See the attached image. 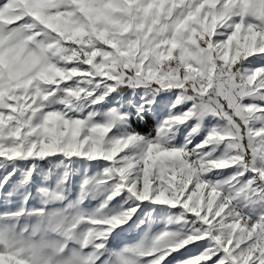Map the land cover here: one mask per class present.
I'll return each mask as SVG.
<instances>
[{
    "label": "snow or ice",
    "instance_id": "6c2138e0",
    "mask_svg": "<svg viewBox=\"0 0 264 264\" xmlns=\"http://www.w3.org/2000/svg\"><path fill=\"white\" fill-rule=\"evenodd\" d=\"M0 264H264V0H0Z\"/></svg>",
    "mask_w": 264,
    "mask_h": 264
},
{
    "label": "rangeland",
    "instance_id": "374dc122",
    "mask_svg": "<svg viewBox=\"0 0 264 264\" xmlns=\"http://www.w3.org/2000/svg\"><path fill=\"white\" fill-rule=\"evenodd\" d=\"M195 142V141H194ZM72 195L74 196L75 195V192L73 191L72 192ZM98 203V200L96 199H92V200H86L84 202V207L85 208H92L94 207L96 204ZM113 204H118L119 203V200H115L112 202ZM143 226H141L140 229H137L135 231H132V232H128L126 234H123V238L122 240L120 241H116L114 243H119V242H131V241H134V240H137L140 238V236L143 234ZM191 247V246H190ZM183 251V250H182ZM188 254H193V253H188Z\"/></svg>",
    "mask_w": 264,
    "mask_h": 264
},
{
    "label": "trees",
    "instance_id": "16d2710c",
    "mask_svg": "<svg viewBox=\"0 0 264 264\" xmlns=\"http://www.w3.org/2000/svg\"><path fill=\"white\" fill-rule=\"evenodd\" d=\"M151 118L149 117L147 119V122L146 123H141V124H138V125H135L136 127L140 128L142 131H147L148 128L150 127L151 125Z\"/></svg>",
    "mask_w": 264,
    "mask_h": 264
}]
</instances>
